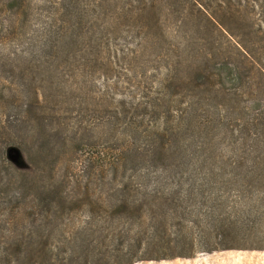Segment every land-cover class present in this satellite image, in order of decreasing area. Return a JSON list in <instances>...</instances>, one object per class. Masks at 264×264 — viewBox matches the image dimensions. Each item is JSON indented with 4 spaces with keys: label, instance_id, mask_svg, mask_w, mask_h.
Returning <instances> with one entry per match:
<instances>
[{
    "label": "rangeland",
    "instance_id": "374dc122",
    "mask_svg": "<svg viewBox=\"0 0 264 264\" xmlns=\"http://www.w3.org/2000/svg\"><path fill=\"white\" fill-rule=\"evenodd\" d=\"M162 156L264 158V0H0V264L71 249L125 188L114 173L204 184L232 209L194 234L264 246V166ZM132 229L119 248L134 264L226 251L149 259L164 252Z\"/></svg>",
    "mask_w": 264,
    "mask_h": 264
},
{
    "label": "trees",
    "instance_id": "16d2710c",
    "mask_svg": "<svg viewBox=\"0 0 264 264\" xmlns=\"http://www.w3.org/2000/svg\"><path fill=\"white\" fill-rule=\"evenodd\" d=\"M58 32L61 33L62 30ZM162 157L167 160L161 162H176L188 168L210 165L264 166V158L250 156L228 159ZM16 166L25 167L22 157ZM178 176L179 174L167 176L151 171L112 174L111 182L121 179L126 183L125 188L110 195L115 199L106 206L105 217L101 214L98 217L95 212L89 222L78 228L67 243L71 249L58 253L29 252L23 256L16 253L18 258L13 260V264H134L136 260L126 258V250L119 248L124 246L122 238L129 235L134 226H137L138 243L164 252L163 255L152 256L149 259L192 258L197 253L231 249L264 250L263 245L253 244V239L249 237L237 238L230 234H217L218 236L200 234L197 237L193 232L195 228L202 231L201 233L207 228L225 230L223 224L209 220L219 212L224 213L232 209L231 202L227 199L221 202L215 197L214 191L202 187L204 184L199 187L195 182L177 180ZM134 182H137V189L133 190L131 185ZM5 257L12 259L10 254H5Z\"/></svg>",
    "mask_w": 264,
    "mask_h": 264
},
{
    "label": "crops",
    "instance_id": "0c3cea01",
    "mask_svg": "<svg viewBox=\"0 0 264 264\" xmlns=\"http://www.w3.org/2000/svg\"><path fill=\"white\" fill-rule=\"evenodd\" d=\"M215 256L214 264H264V251L260 250H226Z\"/></svg>",
    "mask_w": 264,
    "mask_h": 264
},
{
    "label": "water",
    "instance_id": "95a60500",
    "mask_svg": "<svg viewBox=\"0 0 264 264\" xmlns=\"http://www.w3.org/2000/svg\"><path fill=\"white\" fill-rule=\"evenodd\" d=\"M11 151H15L16 153H17V151H16V149H11ZM19 158H20V155H19V153L16 155V157L14 158V161L15 162H18L19 161Z\"/></svg>",
    "mask_w": 264,
    "mask_h": 264
}]
</instances>
